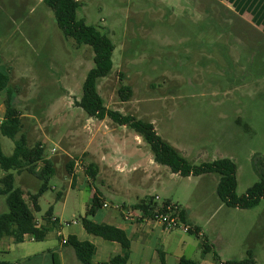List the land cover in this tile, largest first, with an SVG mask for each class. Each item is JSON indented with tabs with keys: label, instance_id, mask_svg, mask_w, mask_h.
I'll list each match as a JSON object with an SVG mask.
<instances>
[{
	"label": "rangeland",
	"instance_id": "rangeland-1",
	"mask_svg": "<svg viewBox=\"0 0 264 264\" xmlns=\"http://www.w3.org/2000/svg\"><path fill=\"white\" fill-rule=\"evenodd\" d=\"M76 1V19L105 35L114 46L112 70L96 83L104 107L151 124L157 136L191 166L232 161L237 197L256 184L259 177L253 160L264 157L262 27L214 0ZM93 58L89 46H77L64 37L52 10L41 0H0V72L8 76L13 107L21 116L19 135L26 137L28 147L41 144L45 159L54 167L47 190L38 200L35 225L39 227L51 209L62 225L79 222L81 228L94 189L110 203L109 209L98 210L96 215L114 214L122 203L137 202L107 189L99 179L92 186L82 182L73 188L74 179L71 187L66 168L70 162L90 182L85 168L92 163L86 153L91 138L104 158L123 169L153 159L148 145L134 131L108 119L89 118L77 107L83 83L94 67ZM126 87L131 97L122 102L119 90ZM5 99L1 92L0 121ZM69 143L72 146L67 147ZM0 145L3 155H12V140L0 136ZM13 174L14 187L28 202V195L37 194L42 183L26 172ZM4 175L0 170V180ZM157 177L160 181L144 185L137 197H158V205L172 199L190 213L191 222L203 235L181 230L166 233L169 249L165 252L213 264L214 260L240 262L250 251L255 264H264V201L252 210L226 207L216 195V174L175 178L159 166ZM7 211L5 198L0 196V215ZM57 231L51 229L43 245L3 239L0 261L22 264L32 248H57ZM203 243L211 250L206 255Z\"/></svg>",
	"mask_w": 264,
	"mask_h": 264
},
{
	"label": "trees",
	"instance_id": "trees-1",
	"mask_svg": "<svg viewBox=\"0 0 264 264\" xmlns=\"http://www.w3.org/2000/svg\"><path fill=\"white\" fill-rule=\"evenodd\" d=\"M49 9L52 10L57 27L65 38L72 39L77 46H89L93 53L94 67L86 76L82 87V97L76 103L89 118L99 121L110 120L113 124L120 127H127L140 136L150 148L153 154L154 162L181 178L200 177L209 174L219 176L216 187L218 199L228 208L238 210H252L264 201V157L259 159L254 157V169L258 174L259 181L249 188L244 195H236V166L228 160L222 159L212 163L201 164L199 166L189 165L179 153L163 142L156 134L153 126L149 123L136 120L133 117L123 116L117 111L108 110L104 107L102 99L97 93L96 83L109 75L112 70V54L114 46L111 41L93 27L87 26L83 20L76 19V12L79 3L76 0H41ZM231 3L232 0H228ZM234 1V0H233ZM234 8L237 9L235 3ZM264 5V2H262ZM257 26L264 29V22H255ZM8 76L0 72V93L4 92L6 99L4 101L5 112L0 121V136L10 139L14 142V150L11 156L3 155L0 145V170L5 174L0 180V196L5 198L7 213L0 215V241L10 239L15 244H22L27 237H32L36 243L44 241L48 232L55 228L57 221H52L51 209L43 216L44 226L36 228L34 215L40 212L38 205L39 198L47 190L49 179L54 175L53 163L45 159L44 150L41 144L28 147L26 137L21 134L22 124L21 116L13 107V98L8 88ZM119 96L122 102H126L131 97V90L121 88ZM19 135V136H18ZM41 164L40 170L37 166ZM73 162L67 164L66 168L70 173ZM26 172L38 179L42 185L35 195H28V202L25 194L14 187V174ZM86 175L94 179V172L91 165L85 168ZM169 204L165 202L157 206L153 198L143 200L133 206V210L141 213L142 217L153 220L157 215L164 212V207ZM103 202L97 192L93 194L90 208L86 217L81 220L83 230L93 237L100 238L106 242L116 243L123 250V256H115L108 263L104 264H126L130 240L127 234L118 228L105 224H96L88 219L93 217L98 210L102 209ZM180 221L185 223V218L180 212ZM194 232L199 236V230L194 228L189 232ZM75 254L80 264H93L92 258L95 247L90 242L79 241L74 236L67 237V244ZM211 252L210 247L202 244V254ZM160 264H164L162 252H158ZM215 258V256H214ZM215 264H222L214 260ZM0 264H9L1 262ZM52 264H60L58 258L52 255ZM177 264H200L185 257H180ZM224 264H255L252 253H247V258L240 262H226Z\"/></svg>",
	"mask_w": 264,
	"mask_h": 264
},
{
	"label": "crops",
	"instance_id": "crops-1",
	"mask_svg": "<svg viewBox=\"0 0 264 264\" xmlns=\"http://www.w3.org/2000/svg\"><path fill=\"white\" fill-rule=\"evenodd\" d=\"M214 1L221 2L222 4L230 8L231 11L235 12L241 17H247L249 21L253 24H255V22H264V5H262V2H264V0H232L231 3H235L237 9H235L233 4L229 3L228 0ZM262 31H264V29H262ZM70 146H72L71 143L67 144V147ZM87 148L88 150H90V152L86 153H88L89 158L92 162L89 165L92 166L93 172L95 174L94 179H90V182L88 179H82V177H80L79 170H77V164H74L70 171L71 187L74 184V179L76 183L73 188H76L77 185L81 184L82 182H86L87 184L91 183L92 186L93 183L99 179L101 184L107 187V189H111L112 192L123 194L126 197H133L137 200V202L130 203L129 205L122 203L121 205L116 207V212L114 214L110 212H106V214L104 215L95 214L92 217L91 222L112 226L123 230L127 234L130 240V247L128 250L126 264H160L158 252L163 253L164 264H177L179 258L185 256L181 255V253H178L177 255L172 257L170 253L164 251L165 249H167L168 246L166 238L168 234L166 235V233L161 229V227L157 225L154 221L142 217L139 211L133 210V206L143 201L140 200L137 196L142 191L144 185L153 184L155 182L158 183L160 181L159 177H157L159 165H157L153 159H150L147 163L137 162L133 164L131 169L126 170L120 167L117 163H114L111 159L104 158V155L101 154L102 150L99 149V147H95L94 138L90 139ZM96 157H99V159H97ZM95 160L97 161L94 162ZM170 176L175 178H181L180 176L174 175L171 172ZM95 192L98 193L103 204L108 205V208H102L101 210L105 211L109 209L110 203H108L105 197L97 189L93 190V194ZM155 198H153V200L156 203ZM158 200L160 201L159 198ZM165 202L177 205L185 218V223L183 224H185L192 230L194 228H197L199 230V237H203L201 229L191 222L190 213L182 210V208L177 203H174L172 199L164 200L162 204H164ZM162 204H157V206H161ZM89 208L90 207L86 208L84 212V218L86 217V213ZM127 212H130L132 214V217L126 220L124 218V214ZM34 217L36 216L34 215ZM52 219L57 221L55 230L58 229L57 232L61 231L63 238L67 239L68 236H74L79 241H86L93 244V246L95 247V252L92 258L93 264L108 263L115 256H123V250L118 244L106 242L100 238L88 235L83 230L82 226L81 228H79V222H76L75 225H70L69 227H66V230H63L61 228L60 219L56 218L53 215ZM41 222L42 224L40 226H44V221L41 220ZM44 241L37 244L43 245L47 243ZM10 243L14 242L10 240ZM32 243L36 242L32 241ZM177 245L180 244L177 243ZM1 246L3 249L6 250L5 252H8V246H6V244L2 243ZM29 252L30 253H27V255H25V257L23 258L22 264H52L53 254L58 258L60 264H80L75 257L74 251L66 244L62 245L61 239H59V246L57 248L36 247L30 249ZM212 255L214 256V253ZM220 263L224 264L221 261Z\"/></svg>",
	"mask_w": 264,
	"mask_h": 264
},
{
	"label": "built area",
	"instance_id": "built-area-1",
	"mask_svg": "<svg viewBox=\"0 0 264 264\" xmlns=\"http://www.w3.org/2000/svg\"><path fill=\"white\" fill-rule=\"evenodd\" d=\"M155 201H158V198H155ZM102 208L106 209L108 208V205L103 204ZM180 212L181 211L177 205L169 203L164 207V212L157 215L152 221H154L157 225H159L165 233H171L176 230H181L184 233H188L190 228L180 221ZM131 217L132 214L130 212L124 214V218L126 220ZM52 221L55 220L52 219ZM75 224L76 222H71V223H65L63 225L65 227H69L70 225H75ZM63 225L61 224V228H63ZM36 228H39V226L36 225ZM57 237L61 239L62 245L67 244V239L63 238L61 231L57 232ZM26 239L29 241H34L32 237H27Z\"/></svg>",
	"mask_w": 264,
	"mask_h": 264
}]
</instances>
